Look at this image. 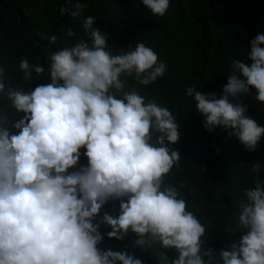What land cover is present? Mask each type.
Returning <instances> with one entry per match:
<instances>
[{
  "label": "clouds",
  "instance_id": "1",
  "mask_svg": "<svg viewBox=\"0 0 264 264\" xmlns=\"http://www.w3.org/2000/svg\"><path fill=\"white\" fill-rule=\"evenodd\" d=\"M140 3L158 17L169 8V0ZM82 7L76 2L60 13L79 18ZM95 22L83 17L87 40L51 52L48 83L30 92L6 84L0 67V102L7 101L0 109V264H141L131 253L100 249L101 225L110 229L108 238L134 233L132 246L141 252L172 251L170 264H264V168L251 164L253 186L244 189L239 241L213 257V249L203 247L204 225L177 188L164 183L180 160L169 147L180 136L175 117L125 90L121 79L146 86L165 74V63L142 42L114 54ZM65 35L74 32L68 28ZM47 39L53 44L56 36ZM246 55L248 62L232 61L219 98L193 87L185 96L196 102L206 131L230 129L250 152L264 125L246 114L241 100L254 91L264 107V34L250 41ZM18 68L24 81L45 72L25 57ZM8 107L19 119L9 121ZM81 149L87 164L77 169ZM109 200H119L118 214L105 212L94 222Z\"/></svg>",
  "mask_w": 264,
  "mask_h": 264
},
{
  "label": "trees",
  "instance_id": "2",
  "mask_svg": "<svg viewBox=\"0 0 264 264\" xmlns=\"http://www.w3.org/2000/svg\"><path fill=\"white\" fill-rule=\"evenodd\" d=\"M76 2L83 5L79 18L69 16L67 11L60 13L62 6ZM84 16L95 17L94 26L106 35L114 54L142 42L165 63V74L146 86L130 76L121 79L125 90L134 89L175 117L180 136L169 147L177 151L180 160L164 183L177 188L188 210L204 225V250L213 249L212 256L218 259L219 252L229 250L242 234L238 226L240 205L245 199L244 189L253 186L251 164L259 163L264 168V136L249 152L229 135L230 129L217 126L206 131L204 118L196 102L185 96V89L193 87L202 94L220 97L232 61L248 62L250 41L264 34V0H169L163 17L153 16L140 0H69L68 4L65 0H0V67L4 68L6 84L30 92L48 83V55L76 40H87L81 25ZM68 28L74 32L73 37L65 35ZM50 35L56 36L53 44L48 42ZM21 57L31 64L40 63L45 72L39 77L33 73L31 81L22 80L18 68ZM241 103L247 105L249 117L264 125V107L255 100L254 91ZM6 104L0 102V109ZM6 111L9 121L19 119L10 107ZM80 151L77 169L87 164L84 150ZM259 175L264 179V171ZM105 212L117 215L119 200L106 201L94 222ZM109 230L106 225L99 228L102 239L98 247L102 250L131 253L141 264H170L174 256L172 251L156 247L141 252L132 246L134 233L117 240L104 235Z\"/></svg>",
  "mask_w": 264,
  "mask_h": 264
}]
</instances>
